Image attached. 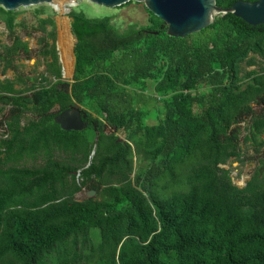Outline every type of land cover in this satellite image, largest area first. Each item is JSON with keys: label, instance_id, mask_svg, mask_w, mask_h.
I'll use <instances>...</instances> for the list:
<instances>
[{"label": "trees", "instance_id": "1", "mask_svg": "<svg viewBox=\"0 0 264 264\" xmlns=\"http://www.w3.org/2000/svg\"><path fill=\"white\" fill-rule=\"evenodd\" d=\"M21 13L0 7L14 40L0 53L7 68L29 52ZM148 13V26L120 33L110 16L71 11V95L51 17L47 86L0 80V264H264V158L244 188L223 168L242 162V124L264 148V25L220 15L181 39ZM244 63L257 68L242 75ZM75 103L89 125L66 132L54 119ZM84 189L100 199L76 200Z\"/></svg>", "mask_w": 264, "mask_h": 264}, {"label": "rangeland", "instance_id": "2", "mask_svg": "<svg viewBox=\"0 0 264 264\" xmlns=\"http://www.w3.org/2000/svg\"><path fill=\"white\" fill-rule=\"evenodd\" d=\"M67 6H69L71 11L73 9H77V11L85 13L89 18H101L104 16H110L112 24L120 33L126 32L131 26L141 28L149 25L150 15L144 3H137L134 1L120 8L113 9L105 8L103 6H98L93 3L81 0H67V2H64V4L62 5V7L64 8L62 12L59 10V8L61 7L57 5V11H55V9L49 5L22 8L18 11L22 13L19 15L17 20L19 25L16 29V36H18L23 42L28 44L29 52L26 53L22 50L19 55L14 56L10 68H7V64L0 60V80L5 81L9 79L14 81L16 84V89L27 90L29 88H41L43 86H47V83L41 81V75H47L46 62L45 59L41 56L43 46L42 38L47 36V33L52 30V27L48 25L47 32H44L41 28V20L47 19L49 17L54 19L57 32L56 47L60 58V50L58 46L60 38V24L66 20L70 26V18L68 16L70 13H67ZM41 7H45V9L42 13L38 14L36 10ZM13 43V37L9 34L5 23L0 20V53L4 54V47H10L13 45ZM61 66L63 67L62 62ZM256 68L257 67H248V65L244 63L242 65V75H244L246 71H251ZM52 82H56L55 79H52ZM62 83L72 84L73 76L70 78L64 77V79H62ZM150 91L154 92L152 85L150 86ZM155 108L157 110L161 109L162 104L159 103L150 105V119L147 122L149 125H155L158 122V119L155 118ZM29 117L30 116L26 117L24 122H26ZM245 125L246 124H242L241 132L243 149L242 162L231 161L226 166H223V168L231 171V177L234 184L240 188H244L252 179L254 172L260 166V161L264 158V148L258 150L254 146V144L244 141V138L246 136V130L244 129ZM4 130V127L0 126V137L2 136ZM112 133H115V131L111 128L106 129L107 135H110ZM116 135L118 137L125 138V136L121 133H116ZM42 163L43 162L41 160H28L27 166L34 167L42 165ZM136 169H138L137 165ZM77 174L79 176V173ZM89 192V190L84 189L82 192L78 193L75 196L76 200L84 201L87 199H100V195L98 194V192L92 197H89ZM94 232L98 233V230H94Z\"/></svg>", "mask_w": 264, "mask_h": 264}, {"label": "water", "instance_id": "3", "mask_svg": "<svg viewBox=\"0 0 264 264\" xmlns=\"http://www.w3.org/2000/svg\"><path fill=\"white\" fill-rule=\"evenodd\" d=\"M57 0H0V7L6 11H19L22 8L38 7L49 5ZM93 3L105 8H120L132 1L144 3L146 9L153 13L168 26L167 34L170 37L184 39L196 34L210 26L217 16L232 14L242 19L251 26L264 25V0L249 2L240 0L229 9H222L217 5L216 0H81ZM54 8V7H53ZM56 11V10H55ZM71 9L68 6V12ZM71 28V19H70ZM73 36V35H72ZM75 39L74 47L77 43ZM74 53V48H73ZM61 63V60H60ZM75 74V67H74ZM73 74V77H74ZM62 67V79H64ZM65 93L71 95L72 84L64 83ZM55 123L66 132H82L88 127V123L83 120L82 107L75 103L72 108L63 111L54 119ZM118 142L127 143L125 138L119 137ZM95 154L93 152L92 156ZM92 158V157H91ZM90 191L89 197L96 194Z\"/></svg>", "mask_w": 264, "mask_h": 264}, {"label": "bare ground", "instance_id": "4", "mask_svg": "<svg viewBox=\"0 0 264 264\" xmlns=\"http://www.w3.org/2000/svg\"><path fill=\"white\" fill-rule=\"evenodd\" d=\"M67 0H57L53 3L54 9L57 11V6L61 7L59 10L62 12L64 8L62 5ZM68 10V6H67ZM59 50H60V60L63 65V73L66 78H70L74 74L75 67V57L73 53L74 48V39L72 37L70 26L68 22L65 20L60 24V38H59Z\"/></svg>", "mask_w": 264, "mask_h": 264}]
</instances>
